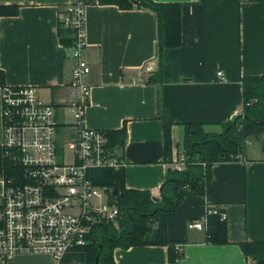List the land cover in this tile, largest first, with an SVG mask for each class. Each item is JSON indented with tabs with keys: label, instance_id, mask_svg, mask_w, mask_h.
Returning <instances> with one entry per match:
<instances>
[{
	"label": "crops",
	"instance_id": "crops-1",
	"mask_svg": "<svg viewBox=\"0 0 264 264\" xmlns=\"http://www.w3.org/2000/svg\"><path fill=\"white\" fill-rule=\"evenodd\" d=\"M69 1L0 0L6 9L0 13V90L3 84L32 85L69 113L75 60L72 45L61 43L58 33ZM152 1L181 4V45L163 51L160 82L149 80L158 68V46L156 17L146 8L85 0L82 58L89 66L86 125L124 127L125 187L160 197L172 161L184 152L185 125L214 129L230 121L242 105V77L264 72V0ZM146 64L152 71L139 74ZM165 125L170 152L164 149ZM244 143L239 157L212 165L202 194L185 195L168 216V239L182 245L175 257L167 245L115 247L114 263L250 264L239 243L264 241V147ZM209 205L226 213V243L209 242L206 228H187L188 221L205 217ZM8 264L56 262L48 254H19Z\"/></svg>",
	"mask_w": 264,
	"mask_h": 264
},
{
	"label": "built area",
	"instance_id": "built-area-1",
	"mask_svg": "<svg viewBox=\"0 0 264 264\" xmlns=\"http://www.w3.org/2000/svg\"><path fill=\"white\" fill-rule=\"evenodd\" d=\"M84 5L85 0H70L61 20L62 27L75 33L66 103L71 121L63 131L59 132L62 125L55 107L37 95L36 87L1 86L0 147L6 164L0 170V264L19 254H48L62 264L71 248L87 242L93 226L114 221L119 214L111 202V188L96 185L89 177L91 170L122 169L125 162L122 144L112 142L110 130L85 123L89 66L82 58ZM150 71L146 64L139 74ZM186 164L184 152L172 161L177 170ZM209 216L226 220L224 210L209 205L205 217L188 221L187 228L204 230ZM173 248L179 253L182 245L174 243Z\"/></svg>",
	"mask_w": 264,
	"mask_h": 264
},
{
	"label": "trees",
	"instance_id": "trees-1",
	"mask_svg": "<svg viewBox=\"0 0 264 264\" xmlns=\"http://www.w3.org/2000/svg\"><path fill=\"white\" fill-rule=\"evenodd\" d=\"M119 8L132 7L151 10L157 22L158 68L150 77L151 82H160L162 54L167 48L181 45V4L179 2H155L152 0H98ZM1 7V6H0ZM3 8V9H1ZM1 12H6L4 7ZM14 8L10 12H15ZM59 39L64 45H73L75 33L72 28H59ZM264 72L260 75L242 77V112L221 125V130L206 133L200 124H186L183 149L187 164L183 170L172 168L159 188L160 201L151 199L148 190L126 188L123 169H94L89 177L100 186L116 188L120 198L118 217L106 224H96L82 246L71 248L62 259V264H115L113 249L142 245H167L171 257H175L174 243L168 239L166 221L170 213L189 194H202L204 182L210 177L214 163L234 159L243 151L249 134L264 130ZM233 121H236L233 123ZM164 149L170 152V130L163 127ZM112 142L123 143L124 127L111 130ZM264 144V143H263ZM264 147V146H263ZM201 162V163H199ZM6 164L0 147V170ZM204 164V165H203ZM111 201V200H110ZM112 202V201H111ZM206 239L212 243H226V223L217 216H209L206 224ZM239 246L250 264H264V241H244Z\"/></svg>",
	"mask_w": 264,
	"mask_h": 264
},
{
	"label": "rangeland",
	"instance_id": "rangeland-1",
	"mask_svg": "<svg viewBox=\"0 0 264 264\" xmlns=\"http://www.w3.org/2000/svg\"><path fill=\"white\" fill-rule=\"evenodd\" d=\"M43 101H48V99L47 98H45V96H42L41 95V97H40ZM55 102V101H54ZM56 108V107H55ZM56 114H57V116H58V120L60 121V122H66V124L67 123H69L70 121H71V118H70V115H69V113L66 111V109H63V110H58L57 108H56ZM236 121H233V123H235ZM64 124V123H63ZM62 124V127L59 129V132H61V131H63L64 130V125ZM221 127V126H220ZM220 127H218V128H206V127H202V130H203V132L204 133H206V136H208V134L207 133H214V134H216V133H218L219 132V130L221 129ZM1 138H2V126H1ZM246 146L248 147V148H250V149H252V148H254V149H259V148H261V146L263 145L264 146V130L262 131V132H260L259 134H249L247 137H246ZM235 155H237V154H235ZM234 157V159H236L235 158V156H233ZM66 160H68V158H66ZM204 165V164H203Z\"/></svg>",
	"mask_w": 264,
	"mask_h": 264
},
{
	"label": "water",
	"instance_id": "water-1",
	"mask_svg": "<svg viewBox=\"0 0 264 264\" xmlns=\"http://www.w3.org/2000/svg\"><path fill=\"white\" fill-rule=\"evenodd\" d=\"M263 94H264V90H263ZM263 122L264 121H261V122H259V124H262ZM110 194H111L112 203L115 206H119L120 205V198H121V196L119 195L118 190L116 188H112L111 191H110ZM151 199L153 201H155V202L160 201V197H157V196H151ZM98 259H99V255L97 254L95 256V260H94V263L93 264H97L98 263Z\"/></svg>",
	"mask_w": 264,
	"mask_h": 264
}]
</instances>
